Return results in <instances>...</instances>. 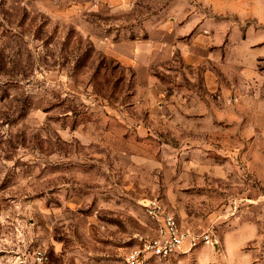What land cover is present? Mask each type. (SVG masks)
<instances>
[{
    "label": "rangeland",
    "instance_id": "374dc122",
    "mask_svg": "<svg viewBox=\"0 0 264 264\" xmlns=\"http://www.w3.org/2000/svg\"><path fill=\"white\" fill-rule=\"evenodd\" d=\"M153 199L264 264V0H0V264H125Z\"/></svg>",
    "mask_w": 264,
    "mask_h": 264
},
{
    "label": "built area",
    "instance_id": "2783aa9c",
    "mask_svg": "<svg viewBox=\"0 0 264 264\" xmlns=\"http://www.w3.org/2000/svg\"><path fill=\"white\" fill-rule=\"evenodd\" d=\"M144 212L156 223L155 234L132 248L125 256V264H149L152 259L167 260L184 249L191 251L200 245L214 246L217 243L210 230L199 232L183 228L176 216L158 199L145 204Z\"/></svg>",
    "mask_w": 264,
    "mask_h": 264
},
{
    "label": "crops",
    "instance_id": "0c3cea01",
    "mask_svg": "<svg viewBox=\"0 0 264 264\" xmlns=\"http://www.w3.org/2000/svg\"><path fill=\"white\" fill-rule=\"evenodd\" d=\"M256 200V196L252 198ZM249 198L248 201H252ZM145 205V204H144ZM143 205V206H144ZM178 220V218H177ZM179 221V220H178ZM180 223V222H179ZM181 225V224H180ZM257 227L254 225L248 224L242 228L236 229L234 234L230 233V238L227 241L226 249L224 252V259L228 262H236L237 260H242L243 264H246V261H251V253H243V247L252 239L256 237ZM187 244L184 248H186ZM194 252V253H193ZM194 254V260L192 261V254ZM219 257L211 254L208 249H197L196 251H181L174 254L169 259L158 260L152 259L149 264H201L200 262H207V264H217L219 263Z\"/></svg>",
    "mask_w": 264,
    "mask_h": 264
},
{
    "label": "water",
    "instance_id": "95a60500",
    "mask_svg": "<svg viewBox=\"0 0 264 264\" xmlns=\"http://www.w3.org/2000/svg\"><path fill=\"white\" fill-rule=\"evenodd\" d=\"M216 245H217V243L214 246H216Z\"/></svg>",
    "mask_w": 264,
    "mask_h": 264
}]
</instances>
